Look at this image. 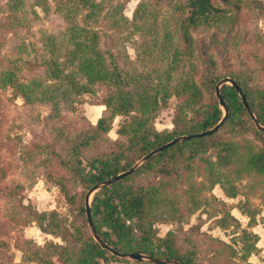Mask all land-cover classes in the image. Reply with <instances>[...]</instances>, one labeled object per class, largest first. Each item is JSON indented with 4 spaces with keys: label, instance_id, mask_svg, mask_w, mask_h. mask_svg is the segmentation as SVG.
Listing matches in <instances>:
<instances>
[{
    "label": "rangeland",
    "instance_id": "1",
    "mask_svg": "<svg viewBox=\"0 0 264 264\" xmlns=\"http://www.w3.org/2000/svg\"><path fill=\"white\" fill-rule=\"evenodd\" d=\"M47 2L44 10V4L24 0L18 20L10 24L7 0H0V264H73L71 250L81 246V237L93 238L81 209L88 187L63 164L70 161L72 141L92 134L80 150L85 165L92 155L128 143L136 120H143L139 128L148 135L151 129L170 131L183 101L197 111L217 101L222 114L214 85L224 76L216 80V75L246 74L251 88L264 85V0H211L217 11L196 23L187 19V0H105L94 25L102 31L99 46L111 53L120 74L118 86L94 82L89 91L66 92L64 101H48L39 93L26 101L16 84L4 83L1 75L9 68L18 82L43 76L42 63L21 60H32L31 48H40L45 33L71 22L69 13L53 9L56 1ZM111 7L117 9L116 18L122 14L125 19L110 28ZM74 78L84 82L80 74ZM182 79L198 89L193 98L176 96ZM59 84L68 88L64 80ZM129 87L132 96L122 101V113L108 116L103 97ZM185 110L180 115L189 107ZM100 115L106 122L99 130L95 122ZM222 143L231 149L224 158ZM262 146L264 136L234 119L194 153L181 146L144 169L140 166L148 158L139 156L129 167L136 165L131 187L144 200L141 230L178 251L192 249L198 264H236L242 231L247 241L255 239L241 228L246 214L248 222L258 211L264 219V176L246 161L249 147ZM100 187L90 193L89 205ZM132 260L98 258V264H142Z\"/></svg>",
    "mask_w": 264,
    "mask_h": 264
},
{
    "label": "trees",
    "instance_id": "2",
    "mask_svg": "<svg viewBox=\"0 0 264 264\" xmlns=\"http://www.w3.org/2000/svg\"><path fill=\"white\" fill-rule=\"evenodd\" d=\"M54 1H56V5L53 9H60L64 10V13H69L71 22L61 31L45 33L39 42L40 48H31L33 51L32 60H21L22 63L26 64L42 63L44 65L43 76L30 77L26 82H18L14 78V71L6 68L1 75V81L6 84H16V91L26 101H29V98L37 97V95H34L37 93L48 101H64L62 99L66 96V92H75L76 90L78 92L83 90L89 91L90 84L94 82L112 85L115 89L119 84L120 74L114 62L109 59L111 53L99 46V37L102 31L94 25V22L98 20L105 0ZM31 3L38 6L44 4V10L48 8L46 7L48 6L47 0H31ZM23 4L24 0H7L6 5L12 17L10 24L13 20H18L20 15L17 10H23ZM186 5L188 8L187 19L191 23H196L201 18L217 11V7L213 5L211 0H187ZM116 13L118 12L114 7H111L107 11V15L110 17L109 20L106 16L108 19L107 27L111 28L112 26H116V21L125 19V16L122 14H119L116 18ZM76 15L80 17L79 21L76 20ZM61 55L63 56L59 59ZM68 67L70 69L67 72L64 68ZM76 74L82 75L84 82L78 83L74 78ZM225 75L227 74L216 75V80ZM229 77L240 87L254 115V120L264 126V85L251 88L246 74L240 76L230 73ZM46 80H51V83L44 85ZM63 80L68 88L59 86V82ZM208 80L212 83V78L209 77ZM192 87L191 83L189 84V80L182 79L181 86L175 90V94L176 96L179 95L180 99L182 95H186L191 99L198 92L197 88L193 90ZM131 90V87L125 92L117 90L115 93H110L103 97L101 103H104L108 111V116L111 117L115 114L122 113L121 108L124 105L122 101H126L127 99L130 101L129 97L132 96ZM141 90L143 91L144 88H141ZM219 92L228 112L216 130L223 127L227 122H233L234 119H237L241 123L249 125L256 134L264 136V130L255 126L253 119L247 114L240 101V97L232 85L222 83L219 87ZM58 95L62 98L56 97ZM190 99L188 100L186 97L185 100L191 101ZM144 106L145 102L142 103V108ZM187 107H189L188 113L185 112ZM181 110H185L183 116L179 113ZM221 115V109L217 101H213L208 108L206 107L201 111L195 110V107L191 103L183 101L180 108H177L174 126L170 131L161 133L155 129H151L149 136L148 133L143 132V128L142 132L140 131L139 126L142 125L143 120H136L134 122L137 126L131 127L128 143L125 145L120 144L115 150L102 151L99 154H94L83 165L79 158L80 150L82 146H86V142L92 136V134H89L83 140H74L71 142L69 146L70 161L63 162V164L66 166L68 173L74 176L84 188H87L104 178L129 168L130 164L139 156L176 135L202 131L211 127ZM103 122H106V118L100 115L95 122L96 128L99 130L102 129L103 124H105ZM138 131H140V134ZM214 132L199 137L183 139L166 146L148 158L140 168L150 167L157 158L165 155L169 150H174L181 146L191 147L189 149L190 153H194L197 149L196 147L201 145L203 140L211 137ZM219 151H222L220 157H226L231 152L230 145L222 143ZM247 152V163L252 166L254 171L264 176V146L257 147L256 149L249 147ZM135 172H130L128 175L122 176L112 183L103 185L93 193L90 199L89 211L91 224L96 234L107 245L119 252H141L148 257L172 259L183 264H198L195 259L196 253L192 249L178 251L171 244L162 243V239L156 238L154 241L149 232L141 230L140 216L143 211L144 200L142 195L134 191L131 187V176ZM83 208L81 206V209ZM246 215L250 218L248 213ZM135 228L140 230L134 233L133 230ZM242 230L246 229L243 228ZM246 232L249 231L246 230ZM249 233L252 237H255L253 233ZM243 234L244 231H242L240 238L241 245L238 251L240 253L237 252L238 254H236V251L234 252L240 260H237L236 264H264V258L262 263H252L245 259L247 250L254 248V240L247 241V238H244ZM81 238H83L81 240V246L71 250V253L68 254L73 264H98V258L102 261L115 259L128 262L131 260L110 253L102 248L91 235H85ZM65 252L67 254L70 251L66 250ZM132 261L142 264H170L151 261Z\"/></svg>",
    "mask_w": 264,
    "mask_h": 264
},
{
    "label": "water",
    "instance_id": "3",
    "mask_svg": "<svg viewBox=\"0 0 264 264\" xmlns=\"http://www.w3.org/2000/svg\"><path fill=\"white\" fill-rule=\"evenodd\" d=\"M228 81L230 83V85H232V87L235 89V91L238 93L239 97H240V101L243 105V107L245 108L247 114L253 119L255 126L259 129L264 130V126L258 124L255 120H254V115L245 99L244 94L242 93L240 87L237 85V83L230 78L229 76H224L221 79H219L217 81V83L214 85V92L215 95L217 96V100L219 105L222 107L223 113L221 115V117L215 122L214 125H212L211 127L202 130V131H197V132H190V133H184L178 136H175L173 138H171L170 140L158 145L157 147L149 150L147 153L143 154L141 156V161L146 160L147 158H149L150 156H152L154 153L160 151L161 149H163L166 146H169L175 142H178L180 140L183 139H188V138H193V137H199V136H203V135H207L210 134L212 132H214L219 126L220 124L223 122V120L225 119L226 115H227V107L225 106L224 100L219 92V86L223 83ZM136 165H133L123 171H120L114 175H111L107 178H104L98 182H96L95 184L91 185L90 187H88V189L86 190L85 194H84V211H85V218L87 221V224L90 227L91 233L93 238L99 243V245L106 249L107 251H109L110 253L120 256V257H127V258H131L133 260H138V261H151V262H162V263H170V264H183L181 262L172 260V259H162V258H154V257H148L145 254L141 253V252H128V253H124V252H119L117 250H114L113 248H111L109 245H107L104 241H102L100 239V237L96 234V232L94 231L92 224H91V219H90V211H89V204H88V197L90 195V193L95 190L96 188L103 186V185H107L109 183H112L118 179H120L122 176L128 175L130 172L133 171V169L135 168Z\"/></svg>",
    "mask_w": 264,
    "mask_h": 264
},
{
    "label": "crops",
    "instance_id": "4",
    "mask_svg": "<svg viewBox=\"0 0 264 264\" xmlns=\"http://www.w3.org/2000/svg\"><path fill=\"white\" fill-rule=\"evenodd\" d=\"M231 212L234 217L236 216L238 218L234 211ZM259 217L262 218V213L259 211L254 214L253 219L249 222V217L247 216L241 227L255 235V239L253 241L254 248H249L245 256V259L252 263H262L264 258V219L260 220ZM239 243L241 245V242Z\"/></svg>",
    "mask_w": 264,
    "mask_h": 264
}]
</instances>
